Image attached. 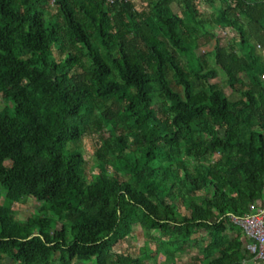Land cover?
<instances>
[{
    "label": "trees",
    "instance_id": "obj_1",
    "mask_svg": "<svg viewBox=\"0 0 264 264\" xmlns=\"http://www.w3.org/2000/svg\"><path fill=\"white\" fill-rule=\"evenodd\" d=\"M145 1L147 12L129 0H0V264H138L193 248V264H264L229 219L264 208V0H201L238 43L215 39L209 60L188 40L193 0H176L181 15ZM64 37L80 53L57 58ZM92 115L102 137L88 172L59 146ZM22 197L37 213L12 207ZM134 226L149 237L137 257L113 248Z\"/></svg>",
    "mask_w": 264,
    "mask_h": 264
},
{
    "label": "rangeland",
    "instance_id": "obj_2",
    "mask_svg": "<svg viewBox=\"0 0 264 264\" xmlns=\"http://www.w3.org/2000/svg\"><path fill=\"white\" fill-rule=\"evenodd\" d=\"M134 9L147 12L148 6L145 0H129ZM192 4L195 7V18L198 20L200 26L189 25L192 34H194V38L188 39L191 40L192 43L196 44V52L198 54H202L205 56L207 60L210 59L211 54L210 51L215 44V39H218L219 45L222 46H230L236 51H238V43L236 39V33L234 30L223 27L215 18L216 11L211 9L208 4L201 0H193ZM170 10L177 15L180 14V6L177 4L176 0H170L169 2ZM56 13V6L52 3H47L44 7V17L51 18L54 17ZM193 27V29H191ZM65 28L62 27L61 35L64 34ZM60 47L53 48V52L55 53L57 58H61L65 52L69 50H73L76 54L80 53L79 49L74 50L68 44L67 38H62ZM239 52V51H238ZM254 53L257 54L258 60L260 62H264V53H262L258 48L254 49ZM81 64L87 65L88 59L86 56H81ZM77 71H81L80 67H77ZM169 75V74H168ZM217 86L221 88L224 94L230 100H234L239 97L237 92L230 91V89L224 84L223 78L220 75L215 77ZM241 84L240 86L244 88L247 84H249V79L243 73L240 74ZM170 84L172 81L170 80ZM178 89V87H174ZM92 115L89 119V123L84 128L82 135L75 141L70 142L64 148L59 146L62 150H70L77 149L81 152L83 156V168L88 172H94L96 167V162L93 154V149L95 144L102 137V132L97 128L96 118H93ZM191 162V159H189ZM203 197V193H197L195 199L200 201ZM2 199L0 198V202ZM174 203L179 212L183 213L182 201L179 196L174 199ZM12 207L18 209L23 215H31L37 213L39 203L31 199L30 197H22L18 202L12 203ZM133 238H126L124 242L117 243L113 248L123 249L131 257H137L139 254L136 253L137 249H141L143 240H146L148 237L147 234L143 233L137 226L133 227ZM197 238H204V232L199 231L196 235ZM152 240L155 241L158 235L157 232H153L151 235ZM150 237V238H151ZM154 244L150 245V249H153ZM197 254L196 249H189L183 253L175 254L172 258H165L162 251H160L156 257L146 256L140 254L138 257V264H193V257ZM9 258H2V263H7ZM71 264H94L92 258L82 261V262H71Z\"/></svg>",
    "mask_w": 264,
    "mask_h": 264
},
{
    "label": "built area",
    "instance_id": "obj_3",
    "mask_svg": "<svg viewBox=\"0 0 264 264\" xmlns=\"http://www.w3.org/2000/svg\"><path fill=\"white\" fill-rule=\"evenodd\" d=\"M115 1L106 0L109 4ZM260 78L264 81V74H261ZM229 219L240 229L245 241V252L251 255L254 260L264 259V208H254L251 205L248 213L243 215L229 214ZM248 262V259H242L240 264H248Z\"/></svg>",
    "mask_w": 264,
    "mask_h": 264
}]
</instances>
